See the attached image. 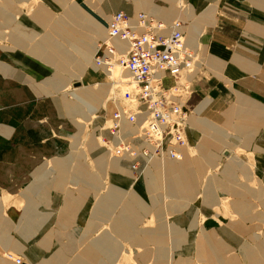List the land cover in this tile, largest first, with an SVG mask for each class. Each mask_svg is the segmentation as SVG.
Wrapping results in <instances>:
<instances>
[{"label":"crops","instance_id":"crops-1","mask_svg":"<svg viewBox=\"0 0 264 264\" xmlns=\"http://www.w3.org/2000/svg\"><path fill=\"white\" fill-rule=\"evenodd\" d=\"M116 11L179 18L199 58L181 93L188 110L182 158L152 160L136 180L128 158L95 146L96 123L84 140L89 122L79 130L67 114L70 93L99 82L102 70L87 66L69 77L61 59L47 63L34 53L48 45L65 50L62 60L67 51L77 60L73 45L90 47L93 59ZM71 102L76 119L86 117L85 106ZM259 207L264 0H0V256L20 264H219L217 256L225 258L220 264H245L235 248L259 238L245 228L264 219ZM211 208L235 218L221 216L215 227ZM212 240L224 249H208ZM0 264L15 263L0 257Z\"/></svg>","mask_w":264,"mask_h":264},{"label":"built area","instance_id":"built-area-1","mask_svg":"<svg viewBox=\"0 0 264 264\" xmlns=\"http://www.w3.org/2000/svg\"><path fill=\"white\" fill-rule=\"evenodd\" d=\"M93 61L100 69L116 64L126 74L125 89L119 99H110L108 125L102 129L107 132L101 140L109 154L130 160L133 180L152 160H180L187 145L188 113L181 92L185 75L199 62L196 50L185 42L182 21L163 22L142 11L134 17L111 13ZM167 77L169 85L163 82ZM124 127L133 130L125 133ZM13 261L19 264L20 259Z\"/></svg>","mask_w":264,"mask_h":264},{"label":"rangeland","instance_id":"rangeland-1","mask_svg":"<svg viewBox=\"0 0 264 264\" xmlns=\"http://www.w3.org/2000/svg\"><path fill=\"white\" fill-rule=\"evenodd\" d=\"M35 1H37V0H35ZM26 7L27 6L25 4H21V6H20L21 10H23ZM72 7H75V5ZM72 7L69 6V8H72ZM7 31L8 30H4V32H7ZM96 39H98V38H96ZM52 45H55V44L53 43ZM46 46H48V45H46ZM46 46L45 45L37 46L34 50L35 55L40 56L42 58V60H44L45 62L52 63V64H53V62L51 61L52 58H54L56 60L61 59L62 63H57V66L59 68L63 67V69H65L66 71H64V70H61V71H63V73L69 77L81 75L83 73L84 69L87 68V66H90L94 69H100L99 66L95 65L93 59L91 58L90 53H89V57L87 60H83L81 58L80 54H78L80 58L77 60H74L73 57H71V55H70V51L69 52L67 51L66 52L67 53L66 58L63 59L64 60L63 61L61 57L65 55V50L62 49V51H61L60 48H53V47L46 48ZM71 48L74 50H77V51L79 50L78 46L72 45ZM71 48H69V49L72 51ZM58 52H59V55H57ZM55 55H57L59 58H57ZM80 60H81V62H80ZM54 64H56V63H54ZM96 67H98V68H96ZM52 68L54 69L53 66H52ZM109 68H110L109 69L110 72L108 74L106 72V70H108V69H105V68L101 69L102 70L101 72H103V73L100 74L101 77L98 80L99 82H93L88 87L87 86L84 87V85L81 84L80 86L74 88L75 90H73L72 93H70V95H69L71 100L69 99L70 101H67V104H66V108L68 110L67 114L73 115V117H74L73 122H77V126L80 127L79 130L80 129L83 130L85 123H87V121L89 122L86 125V127L84 128V133H83L82 139L86 140L88 138V136L91 133V129H92L91 125L96 123V125H95L96 128H94V133L93 134L91 133V136H94V141L96 142L95 146H101V145L103 146L104 145L102 143L101 139L103 138V136H105L106 131H104L102 129H103V126L106 127L108 125V119H109L108 115L112 109L110 99L111 98L116 99V100L119 99L122 91L125 89V86H126L123 83L124 78L126 76L124 71L116 64H113ZM56 80L59 81V79H56ZM71 89H72L71 85H69L67 88L68 92H70ZM77 90L79 91V93L83 97H85L90 102H87L82 97H79L76 93ZM86 92L99 93V96H100L99 100L98 101L91 100L89 97L84 96V93H86ZM184 92L186 94L187 90H182L181 93L183 94ZM72 99L77 101V103L79 104V107L85 106V108L88 110L86 113H84L86 116V117H83L84 119L82 117H77L78 120L76 119L75 116L76 115L81 116V114L76 109V105L74 104V102H71V101H73ZM79 123H81L80 126H79ZM186 126H187V123H186ZM147 168L148 167H146L142 171V173L140 174L139 177H141V175L144 174V171ZM176 168H177V170H179L181 168L180 164H177ZM208 193H209L208 191L205 192L206 196L208 195ZM263 209L261 207H259V209L257 210L260 212V218H262V217L264 218ZM221 210H222L221 208H211L210 213H209L210 215H207V216L211 217V219L216 223V225H214V226L218 227V228L222 225L221 222H219V221H221L220 220L221 216H224V217L228 216L231 218H235V216H231L229 213L227 214L225 212L226 208L224 209V212H222ZM197 214L199 216H202V217L204 216V213H201L199 210H198ZM260 220L261 221L257 225L245 226V228L254 227L255 231L259 230V234L257 236L259 238L257 240H250V241L246 240V239L237 240L240 243V244H238V246L240 245V247L237 248V246H236L235 250L237 251V253H240L239 257H240V259H244L245 264H264V219H260ZM257 226H259V227L257 228ZM212 242L213 243H211V241H208V245H209L208 249H212V250L224 249L223 245H221L222 243H220L218 240H212ZM254 246H257L259 248V250L254 249ZM253 251H254V253H253ZM7 254H9V253H4L0 257L1 258L3 257V259H5V255H7ZM214 257H216V256H212L211 258H214ZM174 258H177V257L174 256ZM172 259H173V257H172ZM181 259H182V255L179 256V260H181ZM120 260L121 261L123 260V255L121 256ZM224 260H225L224 257L217 256L215 261H216V263L220 264V263H224ZM229 262L232 263V259H230ZM168 263H169V261H167V264Z\"/></svg>","mask_w":264,"mask_h":264},{"label":"bare ground","instance_id":"bare-ground-1","mask_svg":"<svg viewBox=\"0 0 264 264\" xmlns=\"http://www.w3.org/2000/svg\"><path fill=\"white\" fill-rule=\"evenodd\" d=\"M179 19V18H178ZM95 31V30H94ZM95 33H96V31H95ZM186 41V40H185ZM79 48V50H78V53L80 54V56H81V58L83 59V60H87L88 59V57H89V51L91 50L90 49V47L89 48H81V47H78ZM55 57V56H54ZM52 58V57H51ZM62 58V57H61ZM51 61L53 62V63H57V61H56V59H54V58H52L51 59ZM64 61V60H63ZM81 62V61H80ZM82 69V68H81ZM110 68H108V70H106V72H107V74L110 72V70H109ZM84 96H86V97H89L91 100H95V101H98L99 100V98H100V96H99V93H93V92H86V93H84ZM185 123H187V118H186V121H185ZM185 136H186V133H185ZM187 146H185V148H186ZM184 148V149H185ZM165 159H163V160H159L161 163H163V161H164ZM169 160V159H168ZM147 167V166H146ZM146 167H144L143 168V170L146 168ZM142 170V171H143ZM173 170V169H172ZM15 249V248H14ZM5 258H7V259H9V260H14L16 257H12V255L9 253V254H7V255H5ZM14 258V259H13ZM19 258V257H18ZM20 259V258H19ZM21 261V260H20ZM19 264H20V262H19Z\"/></svg>","mask_w":264,"mask_h":264}]
</instances>
